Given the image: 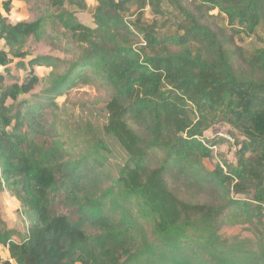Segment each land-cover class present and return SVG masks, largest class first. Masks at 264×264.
<instances>
[{"label":"trees","instance_id":"obj_1","mask_svg":"<svg viewBox=\"0 0 264 264\" xmlns=\"http://www.w3.org/2000/svg\"><path fill=\"white\" fill-rule=\"evenodd\" d=\"M95 2L93 28L76 14L85 0H49L82 49L61 74L63 60L24 52L43 20L0 16V69H29L21 84L0 73L1 174L31 223L0 264H264V48L238 44L264 35V0ZM37 66L52 69L47 102L23 114L14 105L41 84ZM96 81L111 99L95 142L88 127L69 133L77 156L42 142L44 108ZM224 127L234 158L215 162ZM237 224L257 239L223 232Z\"/></svg>","mask_w":264,"mask_h":264},{"label":"rangeland","instance_id":"obj_2","mask_svg":"<svg viewBox=\"0 0 264 264\" xmlns=\"http://www.w3.org/2000/svg\"><path fill=\"white\" fill-rule=\"evenodd\" d=\"M6 1L8 0H0V7H3V3ZM85 2L87 3L88 9L76 13L78 20L82 24L94 28L95 24L92 19V13L97 3L95 0H85ZM25 4V9L17 10L18 12L23 11L28 15L29 19L23 22H35L38 20H43L44 22L43 38L39 41L34 38L29 39L24 49V52H26L28 56L27 60H32L40 56L58 58L66 63L61 64L57 72L59 74L65 72L68 63L72 64L80 57L82 52L81 47L73 43L71 38L66 36L63 25L54 16L55 10L51 8L49 0H25ZM213 14L218 15V12L216 11ZM147 18H152L149 9L147 10ZM217 18L219 22L226 24L224 16H218ZM238 44L249 52L264 48V35L260 32L256 36H239ZM0 48H4L8 51L1 43ZM35 72L42 80L41 84L30 94L20 97L19 101L14 105L15 109H20L23 114L29 106L47 102L43 97L45 90L49 86L48 78L52 73V69L37 66L35 67ZM0 73L5 75L7 85L13 83L21 84L29 75V69H20L16 64H13L9 67L7 73L5 69H0ZM110 99V89L100 81L87 85H78L75 89L67 91L65 96L56 99L55 103L57 106L44 108L43 115L45 116V121H47V132L49 135L44 133L42 142H46L50 146L55 145L58 149L63 148V152L67 150L69 157L77 156V151H74L73 146L68 144L69 133L75 130L81 131L82 127H88L86 128L87 132L91 133L90 138L92 142H95V135L93 136L94 133L92 132L93 129L90 128L93 126V128L97 130L105 124L107 116L105 107ZM11 103L12 102H10V104ZM26 131L27 128L24 126L23 132ZM212 137L217 138L219 141L218 145L213 149V158L215 162H220L222 158L232 160L234 158V151L231 149L233 140L231 139V143V141L226 138H231L229 135V128H215L212 132ZM37 142L41 143L40 140H37ZM66 158L68 159V157ZM112 161L115 162L114 159H112ZM209 165H211V163H209ZM116 171L117 166L113 163L110 172L115 173ZM1 173L2 169L0 165V195L10 194L6 189L5 181ZM59 210L61 213H69L64 206H60ZM16 217V220H10L0 213V255L2 260L10 259V246L25 240L31 226L30 221L23 214L22 206L20 209H17ZM256 230L255 226L245 224L231 225L223 228V232L230 238L239 236L240 239H249L251 242L257 239Z\"/></svg>","mask_w":264,"mask_h":264},{"label":"clouds","instance_id":"obj_3","mask_svg":"<svg viewBox=\"0 0 264 264\" xmlns=\"http://www.w3.org/2000/svg\"><path fill=\"white\" fill-rule=\"evenodd\" d=\"M26 4L25 0H12L11 3V11L5 12L3 7H0V16H6L13 23V25L17 23H21L29 19L28 15L23 11L18 12V9H25ZM21 208L20 201L14 196L10 194H2L0 195V213L6 216L10 220H16V212L17 209Z\"/></svg>","mask_w":264,"mask_h":264},{"label":"built area","instance_id":"obj_4","mask_svg":"<svg viewBox=\"0 0 264 264\" xmlns=\"http://www.w3.org/2000/svg\"><path fill=\"white\" fill-rule=\"evenodd\" d=\"M229 141H231V138H229V137H226Z\"/></svg>","mask_w":264,"mask_h":264},{"label":"crops","instance_id":"obj_5","mask_svg":"<svg viewBox=\"0 0 264 264\" xmlns=\"http://www.w3.org/2000/svg\"><path fill=\"white\" fill-rule=\"evenodd\" d=\"M1 44H3V43H1ZM0 50H4V48L2 49V48H0Z\"/></svg>","mask_w":264,"mask_h":264}]
</instances>
